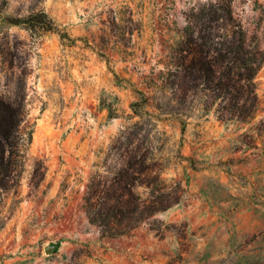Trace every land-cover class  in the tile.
<instances>
[{"label": "rangeland", "instance_id": "rangeland-1", "mask_svg": "<svg viewBox=\"0 0 264 264\" xmlns=\"http://www.w3.org/2000/svg\"><path fill=\"white\" fill-rule=\"evenodd\" d=\"M199 1L0 0V100L25 97L26 114L19 182L0 200V264H264V60L245 118L220 119L212 91L165 82ZM232 7L264 50V0ZM39 11L54 29L9 22ZM127 161L149 163L179 198L130 234L102 235L87 183Z\"/></svg>", "mask_w": 264, "mask_h": 264}, {"label": "trees", "instance_id": "trees-1", "mask_svg": "<svg viewBox=\"0 0 264 264\" xmlns=\"http://www.w3.org/2000/svg\"><path fill=\"white\" fill-rule=\"evenodd\" d=\"M232 1L203 0L183 11L181 37L169 50L165 62V82L169 88L212 91L220 100L216 109L220 119L232 114L245 118L256 109L254 77L264 60V50L257 42L249 41L241 21L234 15ZM9 21L24 22L31 28H55L44 11ZM130 21L134 22L132 18ZM135 28L131 27L129 32ZM24 99L20 104L0 100V200L18 184L23 166L14 133L26 116ZM149 169L146 161H127L111 175L99 171L91 174L83 197L84 207L88 220L98 226L102 235L130 234L172 200H178L179 196L167 188L160 175L150 173ZM138 186L147 188L146 195L137 190Z\"/></svg>", "mask_w": 264, "mask_h": 264}, {"label": "water", "instance_id": "water-1", "mask_svg": "<svg viewBox=\"0 0 264 264\" xmlns=\"http://www.w3.org/2000/svg\"><path fill=\"white\" fill-rule=\"evenodd\" d=\"M10 23H12V24H19V23H14V22H11V21H9Z\"/></svg>", "mask_w": 264, "mask_h": 264}]
</instances>
